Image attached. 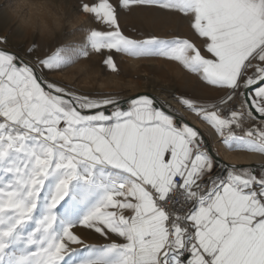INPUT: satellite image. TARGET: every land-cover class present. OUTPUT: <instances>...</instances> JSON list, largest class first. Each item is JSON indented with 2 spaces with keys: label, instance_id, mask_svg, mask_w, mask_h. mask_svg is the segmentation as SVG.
Here are the masks:
<instances>
[{
  "label": "snow or ice",
  "instance_id": "snow-or-ice-1",
  "mask_svg": "<svg viewBox=\"0 0 264 264\" xmlns=\"http://www.w3.org/2000/svg\"><path fill=\"white\" fill-rule=\"evenodd\" d=\"M100 27L39 58L0 37V264H264V164L228 165L159 98L84 95L47 73L90 52L162 58L216 90L174 96L230 152L264 156V0H85ZM178 13L192 37L125 35L119 12ZM33 57L32 59H29ZM78 230L103 243H86Z\"/></svg>",
  "mask_w": 264,
  "mask_h": 264
},
{
  "label": "rangeland",
  "instance_id": "rangeland-1",
  "mask_svg": "<svg viewBox=\"0 0 264 264\" xmlns=\"http://www.w3.org/2000/svg\"><path fill=\"white\" fill-rule=\"evenodd\" d=\"M17 2L18 0H0V37H7L10 51L24 50L35 41L36 55L45 58L57 47L83 43L88 30L100 27L89 14L77 9L76 6L85 0H58L62 2L65 10V25L54 39H43L39 34L27 32L19 21L13 18L12 9ZM112 2L115 3V0ZM119 23L124 34L135 39L149 35L161 38L192 37L187 20L180 14L155 8L134 7L130 12L120 11ZM112 55L118 66L117 73L106 69L102 63L104 56L90 52L89 57L81 58L74 65L47 75L60 86L92 96L99 93L130 98L148 94L160 99L162 94L170 97L182 95L198 100H214L218 95L215 89L203 85L195 75L187 73L176 62L162 58H132L115 52ZM169 106L183 113L177 107ZM78 231L86 243H103L94 234Z\"/></svg>",
  "mask_w": 264,
  "mask_h": 264
},
{
  "label": "clouds",
  "instance_id": "clouds-1",
  "mask_svg": "<svg viewBox=\"0 0 264 264\" xmlns=\"http://www.w3.org/2000/svg\"><path fill=\"white\" fill-rule=\"evenodd\" d=\"M12 16L31 34L54 39L65 25V10L58 0H18Z\"/></svg>",
  "mask_w": 264,
  "mask_h": 264
},
{
  "label": "crops",
  "instance_id": "crops-1",
  "mask_svg": "<svg viewBox=\"0 0 264 264\" xmlns=\"http://www.w3.org/2000/svg\"><path fill=\"white\" fill-rule=\"evenodd\" d=\"M186 117V116H185ZM187 119V122L194 126V127H197L201 133H205L203 134L205 136V139L209 141L211 147L214 148V144H213V141H212V138L210 137V135L205 132L204 130L202 131V129H200L198 126H196L195 124H193V122L190 121V119ZM215 149V148H214ZM218 151V150H217ZM227 154H230L231 157L234 159V161H226L221 155L220 153L218 152V159L220 161H222L223 163L225 164H228V165H236L237 167H248V166H257V165H262L264 164V156H261L259 154H254V153H245V152H230L228 151Z\"/></svg>",
  "mask_w": 264,
  "mask_h": 264
},
{
  "label": "bare ground",
  "instance_id": "bare-ground-1",
  "mask_svg": "<svg viewBox=\"0 0 264 264\" xmlns=\"http://www.w3.org/2000/svg\"><path fill=\"white\" fill-rule=\"evenodd\" d=\"M180 95V94H179ZM160 99L162 101H165L167 104L177 107L178 109H180L185 116L190 119L191 122H193V124H195L196 126H198L200 129H202V131L204 130L205 132H207L210 137L212 138L213 144H214V148L216 150H218V152L220 153V155L226 160V161H234V159L231 157L230 154H227V150L224 148V146L219 142L218 138L216 137L214 131L207 126L206 124H204L202 121H200L197 117H195L193 114L191 113H186L185 110L183 109V106L179 104V102L174 99L173 97L167 96V95H162L160 94ZM257 155V154H256ZM264 158V157H263Z\"/></svg>",
  "mask_w": 264,
  "mask_h": 264
}]
</instances>
